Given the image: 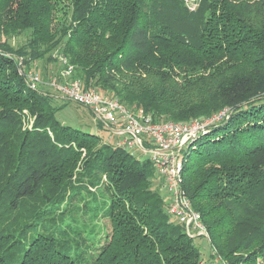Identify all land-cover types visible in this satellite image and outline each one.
<instances>
[{
    "label": "trees",
    "instance_id": "16d2710c",
    "mask_svg": "<svg viewBox=\"0 0 264 264\" xmlns=\"http://www.w3.org/2000/svg\"><path fill=\"white\" fill-rule=\"evenodd\" d=\"M56 51L69 80L153 122L230 112L188 149L183 189L209 259L264 264V0H0V264L203 261L150 161L63 125L67 100L30 87Z\"/></svg>",
    "mask_w": 264,
    "mask_h": 264
},
{
    "label": "built area",
    "instance_id": "2783aa9c",
    "mask_svg": "<svg viewBox=\"0 0 264 264\" xmlns=\"http://www.w3.org/2000/svg\"><path fill=\"white\" fill-rule=\"evenodd\" d=\"M183 3L188 10L194 11L199 0H183ZM72 70L71 66H66L61 74L62 82L52 78L42 84L39 76L31 72L26 73L25 78L31 88L45 85L63 99L88 110L96 122L102 123L117 136V147L125 150L135 148L148 154V160L159 178L160 190L167 195V214L183 225L188 237H202L207 241V230L183 189L184 158L196 140L220 120L227 118V109L205 120L153 123L142 111L135 114L116 99L102 95L95 89L84 90L80 81L69 80ZM215 260L211 264H228L219 258Z\"/></svg>",
    "mask_w": 264,
    "mask_h": 264
},
{
    "label": "rangeland",
    "instance_id": "374dc122",
    "mask_svg": "<svg viewBox=\"0 0 264 264\" xmlns=\"http://www.w3.org/2000/svg\"><path fill=\"white\" fill-rule=\"evenodd\" d=\"M24 40H25V36L22 35L19 38H17L16 40H13L12 44L18 45V44H21ZM66 66H67L66 60H64V58L60 55V52L56 51L53 54H51V60H48L47 57H44L42 60L37 61L36 65L32 66V68L30 70H26V69L25 70H26V72H31V73L39 76V78L42 81V84H45L46 82H48L49 79L51 80L52 78H56L57 82H62L63 77L61 76V74L65 70ZM42 84H39V86L43 90H46V92H49L52 96H56L57 98L60 97V95L56 91H54L51 88H48ZM39 86H37V88ZM54 104H56V105L64 104V106L59 111H57L55 114V118L60 123H62L63 125L71 126L73 128H78V129H81L84 131H88V132L93 133V134H97L104 141L108 142L111 145H115V143L117 141V136L113 135V133H111L110 130L103 128V127H100L98 125V123L96 121H94V119H93L94 117L92 114L89 113V111H87L86 109L79 107L73 103H69L67 101H64V100L56 99L54 101ZM214 114H218V112H216ZM214 114H212L211 116H213ZM211 116H209L207 118H210ZM205 119H201V120H205ZM191 120H198V119L193 118ZM191 120H189L187 122H190ZM222 120H220V121H222ZM31 124H32V120L31 119L27 120V121H25L23 128H29V126ZM206 140H207V137H202V138L198 139L197 143H204ZM127 151L132 153L135 157H137L138 159H141V160L149 158L148 154H145L141 151H138L135 148L134 149H128ZM185 159L186 158H184V161H185ZM173 221L176 222L175 219H173ZM108 231L109 230L107 228L105 230V232H108ZM192 239H193L194 244L197 247H199V249H200L201 257L203 260L201 262V264H211L214 261H216L215 259L217 257H215L214 259H209L210 255H211V251H210L208 243L206 242V240H204L205 238L193 237ZM238 256H239V254H234V257H238ZM227 263L229 264V262H227Z\"/></svg>",
    "mask_w": 264,
    "mask_h": 264
},
{
    "label": "water",
    "instance_id": "95a60500",
    "mask_svg": "<svg viewBox=\"0 0 264 264\" xmlns=\"http://www.w3.org/2000/svg\"><path fill=\"white\" fill-rule=\"evenodd\" d=\"M227 112H228V113H227V118H225V119H228V118H229V115H230V112H229L228 110H227ZM223 120H224V119H223ZM223 120H222V121H223ZM219 123H220V122H219ZM216 124H218V123H216ZM216 124H215V125H216Z\"/></svg>",
    "mask_w": 264,
    "mask_h": 264
},
{
    "label": "crops",
    "instance_id": "0c3cea01",
    "mask_svg": "<svg viewBox=\"0 0 264 264\" xmlns=\"http://www.w3.org/2000/svg\"><path fill=\"white\" fill-rule=\"evenodd\" d=\"M88 111V110H87ZM91 114V113H90ZM94 117V116H93ZM94 119V118H93ZM94 121H95V119H94Z\"/></svg>",
    "mask_w": 264,
    "mask_h": 264
}]
</instances>
